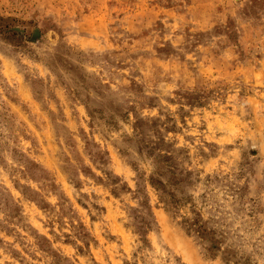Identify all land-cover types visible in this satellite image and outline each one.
Returning a JSON list of instances; mask_svg holds the SVG:
<instances>
[{
    "label": "rangeland",
    "instance_id": "rangeland-1",
    "mask_svg": "<svg viewBox=\"0 0 264 264\" xmlns=\"http://www.w3.org/2000/svg\"><path fill=\"white\" fill-rule=\"evenodd\" d=\"M0 264H264V0H0Z\"/></svg>",
    "mask_w": 264,
    "mask_h": 264
},
{
    "label": "trees",
    "instance_id": "trees-1",
    "mask_svg": "<svg viewBox=\"0 0 264 264\" xmlns=\"http://www.w3.org/2000/svg\"><path fill=\"white\" fill-rule=\"evenodd\" d=\"M196 223H193V226L196 227L195 231L199 234V237L201 239H207V234L210 236V238H212L213 233L210 231H207L206 229L202 228L201 226H196ZM214 246H209L208 250H213Z\"/></svg>",
    "mask_w": 264,
    "mask_h": 264
}]
</instances>
